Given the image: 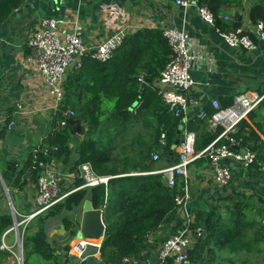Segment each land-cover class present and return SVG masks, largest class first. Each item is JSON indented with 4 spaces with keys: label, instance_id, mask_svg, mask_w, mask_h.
<instances>
[{
    "label": "trees",
    "instance_id": "1",
    "mask_svg": "<svg viewBox=\"0 0 264 264\" xmlns=\"http://www.w3.org/2000/svg\"><path fill=\"white\" fill-rule=\"evenodd\" d=\"M26 1L0 0V26L23 8ZM242 2L200 0L199 4L209 7L214 13V27L219 33L243 29L258 46L261 40L250 30H244L240 14L231 17L230 21L224 19L227 9L240 6ZM249 19L253 26L264 23L262 0L254 4ZM171 56L170 46L160 30L128 35L107 63L87 56L82 68L68 74L65 107L53 117L42 147L17 161H5L4 153L0 152V173L13 201L14 190L22 191L28 184H37L41 161L60 164L65 171L75 175V187L62 201L32 219L25 230L23 226L19 228L23 264L67 263L69 256L61 254L63 245L55 238L50 239L49 231L54 222H60L69 236L75 237L78 225L71 215L87 199L92 200L95 208L106 201V233L100 251L108 264H123L126 259L141 254L150 247L149 235L157 232L182 208L177 198L185 196L183 180L178 178L176 185L169 187L163 174L154 173L160 170L159 162L168 167L177 163L179 158L175 140L183 119L169 114L156 87ZM141 74L151 80L144 88L138 80ZM257 92L259 96H264V87ZM236 96L221 98V106L230 107ZM67 109H72L75 115L67 117V125L61 127L63 113ZM207 112L212 115L214 110L210 106ZM263 115L264 99L239 124L234 136L241 142L242 149L256 155L254 164L246 170L250 174L264 167ZM13 120L14 113L10 110L1 126L0 139L6 138ZM203 125L194 118L186 123L184 129L196 133L198 151L206 148L222 132L220 127L211 132ZM162 134L166 135L165 147L160 143ZM78 150L79 158H76ZM154 152L161 155L157 163L152 161ZM83 164H89L98 176L113 177L108 188L101 185L77 190L84 184L79 170ZM236 173L244 175L241 170ZM2 200L6 199L0 198V264H8L16 255V244L8 242L10 236L12 241L14 239L15 221L10 208L7 204L4 206ZM263 219L264 199L236 192L220 198L207 214L198 213L188 230L194 233L202 230L196 249L205 243L209 252L216 256L205 264H220L221 261L234 264V257L243 253L251 256L264 252ZM17 221H22L18 215ZM4 243L11 250L3 248ZM194 253L192 251L193 257ZM194 259L200 264L198 259ZM166 264H173V260H168ZM243 264L250 262L246 260ZM256 264H264V253Z\"/></svg>",
    "mask_w": 264,
    "mask_h": 264
},
{
    "label": "crops",
    "instance_id": "2",
    "mask_svg": "<svg viewBox=\"0 0 264 264\" xmlns=\"http://www.w3.org/2000/svg\"><path fill=\"white\" fill-rule=\"evenodd\" d=\"M257 2L258 0H243L240 6L227 9L225 16L233 18L234 15L240 14L244 30L252 31L254 26L250 22L249 13ZM46 18L70 22L77 19L84 28L85 41L91 47L98 45L111 34L109 23L124 28L127 35L145 30L164 31L171 27L186 29L199 55L192 69L193 77L199 84L192 94L206 107H210L212 99L220 102L221 98L232 95L244 93L250 96L259 95L257 90L264 87V41H260L257 50L252 52L232 48L225 43L214 26L199 17L195 8L184 10L166 0H27L23 8L17 10L5 24L0 26V115L7 117L10 110H13L14 120L17 122L16 127L8 131L6 138L0 139V152L4 153L5 161L27 158L30 152L38 150L44 140L37 132L35 126L37 124L32 123L33 118L27 112L28 108L32 107L35 114L43 113V116L48 117L46 115H51V112L46 106L50 103V99L39 84L34 65L27 62L30 55L27 42L38 24ZM18 102H24L27 112L18 113L16 108ZM261 123L264 128V115ZM203 124L211 132L216 130L207 122ZM33 134L36 135L32 136ZM55 166L62 177V194L67 196L75 187V175L66 172L60 164ZM158 167L165 168L164 164H159ZM239 170L244 175H238L236 172ZM190 173L192 181L185 206L171 216L157 232L149 235L150 247L141 254L126 259L123 264H161L158 249L164 240L180 231L188 230L197 213L207 214L217 205L220 198L241 192L264 199V167L251 174L236 168L235 182L229 188L219 187L213 182L214 166L205 160H199L192 165ZM14 192L15 197L12 201L18 215L27 216L36 210L37 184H28L22 191L14 190ZM1 197H4L3 194ZM2 201L6 206L4 200ZM86 201L92 202L91 199ZM83 205L71 215L74 223L78 225L76 236L70 237L63 224L54 222L49 231L50 239L59 240L62 247L66 245L71 247L74 241L82 238L80 229L84 213ZM105 205L104 200L98 207L103 209V220ZM7 206L10 208L9 202ZM189 232L192 238V251H195L194 257L200 264L216 258L209 252L205 243H201L196 249L199 236L190 230ZM202 232L200 230V235ZM103 241L104 239H101L96 242L98 246L89 248L90 258L87 262L81 263L77 257L68 254L66 264H108L100 251ZM8 242L16 244V234L13 241L10 236ZM62 250L63 248L61 252ZM15 252L20 254L18 247ZM255 254L257 253L253 255ZM244 256L248 255L243 253L236 257L240 260ZM8 264H19V256L15 255Z\"/></svg>",
    "mask_w": 264,
    "mask_h": 264
},
{
    "label": "built area",
    "instance_id": "3",
    "mask_svg": "<svg viewBox=\"0 0 264 264\" xmlns=\"http://www.w3.org/2000/svg\"><path fill=\"white\" fill-rule=\"evenodd\" d=\"M166 1H170L184 10L195 8L204 22L212 26L215 25L216 17L214 13L209 7L200 5V0ZM262 7L264 9V0H262ZM224 19L232 20L230 16H225ZM69 24L70 28H68ZM109 27L111 34L94 47L86 43L84 28L77 19L71 22L56 18L43 19L30 35L27 42L30 55L27 62L33 64L36 69L39 84L50 99V103L46 107L52 115H56L65 107V84L70 71L82 68L83 61L87 56L100 63H107L123 45L125 38L128 36L126 30L114 26L113 23H109ZM251 32L261 41H264L263 22H259L254 26ZM163 35L170 46L172 56L170 63L162 71L156 87L167 106L169 114L182 118L185 125L189 120L197 118L200 121L209 123L211 128H222L219 136L201 151L196 148L197 138L195 132L185 130L181 143L177 147L178 162L154 172L155 174H163L169 187H174L178 178L183 180L186 193L184 197L177 198V203L184 207L188 200L187 192L192 181L190 167L197 161L205 160L213 165V182L224 188H229L235 182L236 168L246 171L254 164L255 153L242 149L241 142L236 140L234 136L238 132L239 124L258 107L264 96L239 94L235 97L233 105L226 108L221 106L219 100L212 99L210 106L214 112L209 115L207 112L208 107L192 94L199 84L192 74V69L199 59V55L188 31L184 28L171 27L164 30ZM220 35L225 43L232 48L244 49L249 52L258 48L251 36L245 34L243 29L220 33ZM138 80L143 84L146 78L141 74ZM16 108L19 114H24V111L27 112L24 102L16 103ZM28 109V114H35L32 107ZM194 112L195 115L193 116ZM74 115L75 112L72 109L64 111L60 126L65 127L68 123L67 117ZM5 120L6 117L0 115V130ZM16 125L17 122L13 120L9 124V130L16 127ZM160 143L162 147L166 146L165 134L161 135ZM160 159L159 152L152 153L153 162L157 163ZM39 167L41 173L37 182L36 210L27 216L16 213V216L22 218V221L18 223L19 228L23 226L24 230L32 219L47 212L66 197L62 194V177L59 169L54 164L43 161L39 162ZM79 170L84 184L78 187L77 190L101 185L108 188L109 182L113 178L111 176H98L89 164H83ZM2 194L6 193L2 175H0V197ZM199 232L200 230L195 235L200 236ZM18 246L19 241L17 239L16 247ZM93 246H98V244L92 240L80 238L71 244L69 254L72 257H77L81 263H85L90 258L89 248ZM2 247L11 250V247L5 243ZM158 251L161 264H165L170 259L176 264H198L192 256V238L189 230L180 231L166 238Z\"/></svg>",
    "mask_w": 264,
    "mask_h": 264
},
{
    "label": "water",
    "instance_id": "4",
    "mask_svg": "<svg viewBox=\"0 0 264 264\" xmlns=\"http://www.w3.org/2000/svg\"><path fill=\"white\" fill-rule=\"evenodd\" d=\"M150 82H151L150 79H146L145 82L142 84V88H144ZM184 129H185V122H184V120H182L179 127H178V130L176 132V140H175V146L176 147H178L181 143V139L183 136ZM76 158H79V150H78V153L76 154ZM0 175H1V173H0ZM2 182H3L4 190H5L8 202H9L10 210H11V213H12V215L14 217V221H15L14 232L17 236L18 241H19L18 248L20 251V254H19V261L20 262H19V264H23L22 237H21L20 232H19V224L17 221L16 210L14 208L9 189L6 186L3 178H2ZM102 210H103L102 208H95L91 201H85L84 202L83 220H82L81 229H80V235L82 238L89 239V240H92L94 242H97L101 239L102 240L104 239V236L106 233V225L104 223V220L102 219V214H103ZM70 249H71L70 245L64 246L61 254L63 256H67L70 252Z\"/></svg>",
    "mask_w": 264,
    "mask_h": 264
},
{
    "label": "rangeland",
    "instance_id": "5",
    "mask_svg": "<svg viewBox=\"0 0 264 264\" xmlns=\"http://www.w3.org/2000/svg\"><path fill=\"white\" fill-rule=\"evenodd\" d=\"M31 116L33 118L32 119V123L34 125L37 124L35 126L38 129L39 135H41L43 138H45L44 136L47 135V132L49 130V125H50L51 121L53 120V117L57 116V114L56 115L48 114V115H46L48 117L43 116V113H41V114H32ZM34 125H32V126H34ZM35 135L36 134H33L32 136H35ZM42 145H43V141L40 143L39 147H42ZM159 164H163V163L159 162ZM66 172H68V171L66 170ZM3 196L6 199V200H4V202L7 204L8 200H7L6 194H3ZM203 213H205V212H203ZM263 253L264 252H260V253H257L255 255H252V256H244L240 260L237 259V257H234L235 258L234 264H243V261H246V260H248L250 262V264H256L257 260H259L260 257L263 256ZM16 255L19 256V254H17V253H16ZM220 264H228V263H226L225 261H221Z\"/></svg>",
    "mask_w": 264,
    "mask_h": 264
}]
</instances>
